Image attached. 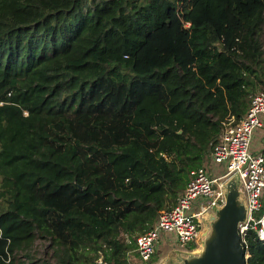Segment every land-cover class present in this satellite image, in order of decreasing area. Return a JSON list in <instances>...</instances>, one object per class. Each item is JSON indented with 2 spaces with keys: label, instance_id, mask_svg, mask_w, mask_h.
<instances>
[{
  "label": "trees",
  "instance_id": "16d2710c",
  "mask_svg": "<svg viewBox=\"0 0 264 264\" xmlns=\"http://www.w3.org/2000/svg\"><path fill=\"white\" fill-rule=\"evenodd\" d=\"M263 33L264 0H0L8 264L136 261L137 235L264 90ZM243 246L264 264L256 228Z\"/></svg>",
  "mask_w": 264,
  "mask_h": 264
},
{
  "label": "built area",
  "instance_id": "2783aa9c",
  "mask_svg": "<svg viewBox=\"0 0 264 264\" xmlns=\"http://www.w3.org/2000/svg\"><path fill=\"white\" fill-rule=\"evenodd\" d=\"M263 134L264 90H258L238 121L230 116L222 123L217 141L206 146L202 165L189 173L186 186L173 206L160 211L152 226L137 235L134 249L137 259L130 264H154L156 250L169 242H173L174 250L194 253L211 217L223 206L225 185L232 177L239 181V197L246 211L245 220L238 224L242 244L249 228H256L258 240L264 241V213L258 217L264 196V145H255ZM2 237L0 230V238L6 242L1 260L8 264L10 239ZM93 264L109 263L99 256Z\"/></svg>",
  "mask_w": 264,
  "mask_h": 264
},
{
  "label": "water",
  "instance_id": "95a60500",
  "mask_svg": "<svg viewBox=\"0 0 264 264\" xmlns=\"http://www.w3.org/2000/svg\"><path fill=\"white\" fill-rule=\"evenodd\" d=\"M238 187L237 177L228 180L225 202L211 217L201 240V250L177 264H245L249 255H245L238 224L245 220L246 211Z\"/></svg>",
  "mask_w": 264,
  "mask_h": 264
},
{
  "label": "rangeland",
  "instance_id": "374dc122",
  "mask_svg": "<svg viewBox=\"0 0 264 264\" xmlns=\"http://www.w3.org/2000/svg\"><path fill=\"white\" fill-rule=\"evenodd\" d=\"M261 43L262 47L264 49V33L261 38ZM261 89H256L255 91H258ZM256 146H262L264 145V134L260 137V139H256L255 142ZM173 242H169L166 244V246H163L162 248H158L157 250H160L153 258L154 264H177L181 262V259L183 258H189L191 255H195L198 251L201 250V244L196 247L194 253H188L185 252L184 250L180 252L179 250H174L173 247ZM161 247V246H158ZM35 249L37 250L38 253H42L44 251V247L39 241L35 242ZM196 256V255H195ZM248 255H246L247 257Z\"/></svg>",
  "mask_w": 264,
  "mask_h": 264
},
{
  "label": "crops",
  "instance_id": "0c3cea01",
  "mask_svg": "<svg viewBox=\"0 0 264 264\" xmlns=\"http://www.w3.org/2000/svg\"><path fill=\"white\" fill-rule=\"evenodd\" d=\"M2 205V204H1Z\"/></svg>",
  "mask_w": 264,
  "mask_h": 264
}]
</instances>
